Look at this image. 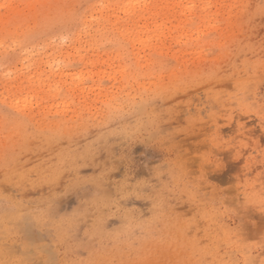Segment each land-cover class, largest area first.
I'll return each mask as SVG.
<instances>
[{
	"label": "clouds",
	"instance_id": "clouds-1",
	"mask_svg": "<svg viewBox=\"0 0 264 264\" xmlns=\"http://www.w3.org/2000/svg\"><path fill=\"white\" fill-rule=\"evenodd\" d=\"M0 264H264V0H0Z\"/></svg>",
	"mask_w": 264,
	"mask_h": 264
}]
</instances>
